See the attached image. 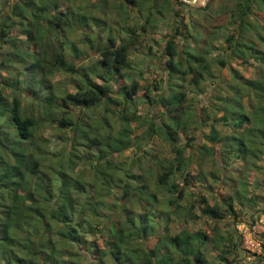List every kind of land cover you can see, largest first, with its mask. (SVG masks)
<instances>
[{
  "label": "trees",
  "instance_id": "1",
  "mask_svg": "<svg viewBox=\"0 0 264 264\" xmlns=\"http://www.w3.org/2000/svg\"><path fill=\"white\" fill-rule=\"evenodd\" d=\"M238 1V23L240 30H244L250 25L246 24V16L253 4L252 0ZM26 3L27 12L41 8L40 3ZM263 3L264 0L258 1L259 8ZM85 16L79 15L75 21H71L67 14L64 17L58 14L55 18L58 25L71 28L78 22L86 23ZM139 28L146 30L144 24ZM139 31L127 28L129 35L120 42L109 35L100 51L101 58L89 66L84 61V64H75L77 60L82 61L84 54L72 42L69 47L74 53L60 61L56 58L51 65L45 50L36 54L38 57L30 67L26 65L27 55L16 52L15 57H22V63L29 68L30 77L37 82L47 80L34 99L43 109L42 113L52 124H57L60 131H70L68 135L71 137L63 136L67 146L57 151L45 147L32 130L39 126L37 118L23 115L22 100L17 94L13 96V105L8 104L7 95L0 89V264H212L203 251L208 241H212L220 252L219 264H245V256L234 258L241 248L235 239L241 238L235 226L223 235L215 232L218 227L212 229L214 232L187 228L174 231L173 225L179 220H189L193 214L198 222L203 219L201 223L205 224L203 217L224 221V228L229 225L227 217L233 213L237 215L236 201L240 199L242 205H247L246 192L248 185L252 184L248 179L240 177L237 194L223 196L221 201H212L214 192L211 190L210 195L209 190L199 189L207 178L214 181L221 178L219 157L226 158L223 161L225 168L235 175L240 162L251 166L254 157L264 153L263 75L255 79L234 75V80L224 87L228 91L225 94L233 93L234 98L230 100L229 96H221L214 99L211 106L215 107V113L219 109L224 112L220 118H215L212 133H203L193 144L195 136L189 134V122L181 114L190 115L181 107L185 91L182 84L174 80L181 75L186 81V76L192 74L188 84L198 87L199 81L211 74L212 67L203 54H186L175 37L167 40L165 51L172 95L158 112L163 110V118L147 121L151 125L144 132L151 130L154 135H165L172 156L163 155L162 151L152 152L143 144L141 132L137 131L139 138L138 135L133 138L132 129L127 126L118 132L102 133L69 112L73 107L90 108L103 97L110 98L112 81L122 86L121 93L128 104L136 106L131 101L139 92V81L134 79L131 84H126L123 77L131 65V51L140 44L142 36ZM27 33L30 40L40 39L39 44L43 47V37L37 36L40 34ZM2 35H9L3 27ZM260 39L264 42L262 36ZM245 41V47L240 40L235 42L233 52L243 57L253 55L260 65L264 63V50L252 41ZM219 63L226 65L225 60ZM54 66L78 72L80 80H84H76V91L60 95L51 89L50 75L55 72ZM79 68L82 70H76ZM95 77L106 79L103 84H96ZM244 96L249 97L251 110H241L244 109L241 102ZM58 111L64 114L59 116ZM128 113L126 110L125 120L130 119ZM137 118L140 124L142 116ZM231 125V133L224 130ZM215 126L221 129V133ZM88 127L94 132H88ZM176 129L186 131L184 144H178ZM84 140L87 148L97 146L98 151L86 149L81 152L80 142ZM134 146L133 156L121 158ZM80 162H90L91 167L72 174ZM194 164L199 167L200 184L193 182L191 167ZM26 181H30L28 187L24 185ZM262 250L251 264H264V243Z\"/></svg>",
  "mask_w": 264,
  "mask_h": 264
},
{
  "label": "rangeland",
  "instance_id": "2",
  "mask_svg": "<svg viewBox=\"0 0 264 264\" xmlns=\"http://www.w3.org/2000/svg\"><path fill=\"white\" fill-rule=\"evenodd\" d=\"M181 1L0 0V89L7 95V103L13 105L14 94L21 98L23 115H33L40 122L39 126L32 130L35 131L36 136L45 147L57 151L65 145L67 146L64 143L66 137L63 136L71 137L68 135L71 132L60 131L57 124H52L49 117L44 116L43 109L34 100L47 84V80L41 79L37 82L28 74V67L37 59L39 52H44V50L50 60L49 65L55 63L56 58L60 61L64 56H71L74 53L69 47L71 42L73 45L76 44L84 54L82 61L77 60L75 64H84V61L89 66L101 58L100 51L107 43L109 35L116 37L117 42H120L122 38L126 39L129 35L127 28L133 27L140 29L142 37L140 44L131 51V65L123 78H125L126 84H131L134 79L139 81V92L131 101L136 106L131 107V103L128 104L124 94L121 93L122 86L120 87L119 84L112 81L113 89L108 93L110 98L103 97L101 102L90 108H74L72 106L73 110H69V112L77 116L78 119H83V123L94 125L102 133L118 132L127 126L133 130H131L133 138H136L138 132H141L140 138H144L143 144L148 145L149 150L154 153L162 151L163 155L172 156L170 154L171 146L165 139V135H154L151 130L149 133H145L144 129L150 128L151 123L147 121H160L158 118H163V110L158 112L171 98L170 88L172 85L168 82V56L165 47L166 41L175 37L176 42L186 54H203L212 67L211 74L209 76L206 74L205 78L199 81L198 87L188 84V81L193 77L192 74L186 76V81L181 79V75H178L179 78L174 80L179 85L181 83L185 91L181 107L183 110H187L190 115H185V112L181 114L189 122L187 127L189 134L195 136L194 144L196 139H201L203 133H212L215 118H220L224 112L219 109L215 113V107L211 106L214 105V99L221 96H229L230 100L234 98L233 93L225 94L228 91L224 89L226 83L233 79L234 75L241 74L249 79L258 78L260 75L264 77V63L260 65V61L253 55L248 54L247 57H243V55L233 52L234 43L239 40L244 47L245 40H248L264 50V42L260 39L261 36L264 38V3L259 8V0L251 1L253 8L246 16V24L250 25H246L244 30H240L238 0H198V4L194 6L184 1L185 4H181ZM26 2L40 3L42 9L27 12ZM205 6L207 7L205 8ZM73 11L74 14H72ZM58 14L63 17L67 14L71 21H75L79 15L86 14L84 19L86 23L78 22L71 28L63 27L58 25L55 18V15ZM148 17L151 20L148 21ZM141 24L146 26L145 31L139 28ZM2 27L9 35H2ZM28 31H32L33 35L40 34L37 36L43 37L42 48L39 44L40 39L30 40ZM16 52L27 55L26 65L28 67L22 63V57L18 59L15 57ZM181 57H183L182 54ZM220 60H225L226 65L219 63ZM52 68L55 72L50 75L51 89L60 95L77 90L76 80H80L78 72L59 69L58 66ZM76 70L81 71L82 69ZM84 72L90 71L84 70ZM261 72L263 73L261 74ZM105 79V77H95L94 82L103 84ZM25 80H29L28 83H25ZM83 80L81 79L80 82ZM241 102L244 106V109L241 110H251L249 97L244 96ZM223 106L224 103L221 107L223 108ZM54 110L50 112L53 113ZM126 110L129 112V120L124 118ZM55 112L57 113V111ZM63 114L62 111H58L59 116ZM139 115L142 116L140 124L136 121ZM100 123H103L102 127H100ZM215 127L220 132L221 129L218 126ZM224 128L229 133L233 131L232 125L229 129ZM87 130L88 132L93 131L91 127H88ZM176 132L179 135L178 144H184L186 131L176 129ZM85 142V140L80 142L81 152L86 149L90 152L98 151L97 146H93L92 149L87 148ZM135 147L126 150L121 158L133 156ZM224 160L226 158L219 157V164L222 166L221 178L218 181L207 178L199 190H209V192L211 190L214 192V197L210 192L212 201H221L223 196L237 194L240 177L248 179L252 184L248 185L246 192L247 205H242V202H239L240 199L236 201L237 215L233 213L232 216L227 217L226 221L229 225L224 227L226 229L223 228L224 221L218 222L215 219L210 220L208 217H203L206 220L205 224L201 223L203 219L198 222L192 214L189 220L177 221L176 225H173L174 231L187 228L190 231L210 230L214 232L212 229L218 227L215 232H221L224 235L231 232L235 226L241 235L239 239L235 237L241 244V248L234 258L237 260V258L245 256L247 260L243 263L251 264L263 251L264 243V153H259V156L254 157L251 166H245L240 162V166L236 167L238 170L235 175L225 168ZM90 167V162H80L72 170V174L82 173L85 168ZM191 169L194 184H200L199 167L194 164ZM204 169L208 170L207 165H204ZM24 185L28 187L30 181L24 182ZM185 211L187 212V209ZM203 251L210 263L219 264L217 257L220 252L212 241L205 244Z\"/></svg>",
  "mask_w": 264,
  "mask_h": 264
},
{
  "label": "water",
  "instance_id": "3",
  "mask_svg": "<svg viewBox=\"0 0 264 264\" xmlns=\"http://www.w3.org/2000/svg\"><path fill=\"white\" fill-rule=\"evenodd\" d=\"M182 1H184L185 3L190 4L191 6H194V5L198 4V2L196 0H182Z\"/></svg>",
  "mask_w": 264,
  "mask_h": 264
},
{
  "label": "bare ground",
  "instance_id": "4",
  "mask_svg": "<svg viewBox=\"0 0 264 264\" xmlns=\"http://www.w3.org/2000/svg\"><path fill=\"white\" fill-rule=\"evenodd\" d=\"M196 1H198V0H196Z\"/></svg>",
  "mask_w": 264,
  "mask_h": 264
}]
</instances>
